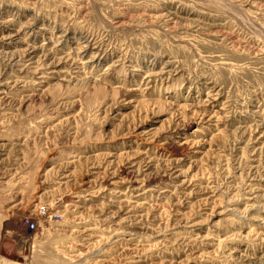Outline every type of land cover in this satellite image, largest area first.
I'll use <instances>...</instances> for the list:
<instances>
[{
    "label": "rangeland",
    "instance_id": "1",
    "mask_svg": "<svg viewBox=\"0 0 264 264\" xmlns=\"http://www.w3.org/2000/svg\"><path fill=\"white\" fill-rule=\"evenodd\" d=\"M0 264H264V0H0Z\"/></svg>",
    "mask_w": 264,
    "mask_h": 264
},
{
    "label": "built area",
    "instance_id": "2",
    "mask_svg": "<svg viewBox=\"0 0 264 264\" xmlns=\"http://www.w3.org/2000/svg\"><path fill=\"white\" fill-rule=\"evenodd\" d=\"M34 227H35V225H34V224H31V225H30V228H31V229H33Z\"/></svg>",
    "mask_w": 264,
    "mask_h": 264
}]
</instances>
